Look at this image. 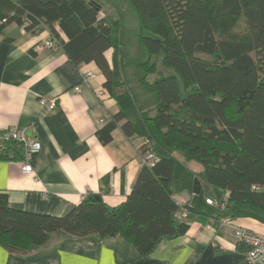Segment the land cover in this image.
<instances>
[{"label":"trees","instance_id":"1","mask_svg":"<svg viewBox=\"0 0 264 264\" xmlns=\"http://www.w3.org/2000/svg\"><path fill=\"white\" fill-rule=\"evenodd\" d=\"M128 1L147 55L139 85L151 86L158 99L146 118L158 141L151 145L156 158L142 162L131 192L114 206L90 193L56 216L15 209L0 191V245L11 252L27 255L50 233L64 231L119 236L149 255L161 240L185 234L188 225L174 219L180 207L171 187L172 151L185 163L199 162L206 182L227 193L223 216L231 208L264 211V0ZM104 9L101 0H0V30L14 22L29 31L47 29L74 64L96 62L107 77L104 94L113 95L125 83L113 78L105 55L114 44ZM118 126L129 138L138 135L121 111L98 131L100 140L109 143ZM11 150L21 153L8 144L0 160L11 158ZM147 150L142 143V159Z\"/></svg>","mask_w":264,"mask_h":264},{"label":"crops","instance_id":"2","mask_svg":"<svg viewBox=\"0 0 264 264\" xmlns=\"http://www.w3.org/2000/svg\"><path fill=\"white\" fill-rule=\"evenodd\" d=\"M47 39H51L47 29L29 31L15 22L0 30V131L25 129L42 144L30 158L31 172L22 169L19 152L11 150V158L0 160V191L7 193L15 209L56 216L69 213L90 193L118 205L131 192L142 166L140 146L147 137L140 132V118H147L155 106L143 104L142 73L131 77L126 68L123 71L114 45L105 55L113 78L125 82L124 89L99 96V91L105 93L107 77L97 63L76 65L62 49L42 47ZM89 72L91 77L83 83ZM79 84L82 91L77 93L74 88ZM52 97L57 106L45 112L41 99ZM121 111L133 121L138 135L129 138L118 126L112 140L103 143L98 131ZM193 188L186 183L175 188L178 192L172 189L180 207L175 222L187 224V232L161 240L149 255H141L119 236L73 237L55 231L27 255L0 245V264H249L234 226L264 235V211L231 208L233 225L212 226L211 218L224 213L208 205L206 198L218 199L225 193L212 188L214 195H205L191 209Z\"/></svg>","mask_w":264,"mask_h":264},{"label":"rangeland","instance_id":"3","mask_svg":"<svg viewBox=\"0 0 264 264\" xmlns=\"http://www.w3.org/2000/svg\"><path fill=\"white\" fill-rule=\"evenodd\" d=\"M101 1L104 3L105 9L111 17L113 26L112 40H114V45L119 50L123 71L124 68H126L127 74L131 77H135V73H142L141 70H138L139 64L147 59L145 49L140 42V21L136 10L128 0ZM170 72H172V70H170ZM142 92V101L145 106L150 108L158 103L157 95L151 86L145 85V87L142 88ZM140 120L142 125L139 127L143 130L140 132L146 137L151 138L150 140H152L153 143L158 142L151 128L146 125V115H143V118H140ZM172 152L173 156L176 157L174 180L171 186L174 192H178L175 191L176 187L182 188L186 183L194 187L195 180L198 179L201 185H203L198 203L204 201L205 195H214L212 187L205 180L202 165L195 160L185 163L181 160V154L179 152ZM145 159L146 156L142 159V162L149 163V161Z\"/></svg>","mask_w":264,"mask_h":264},{"label":"built area","instance_id":"4","mask_svg":"<svg viewBox=\"0 0 264 264\" xmlns=\"http://www.w3.org/2000/svg\"><path fill=\"white\" fill-rule=\"evenodd\" d=\"M42 47L52 50L58 48L55 41L52 39L45 40ZM91 75V72L84 75L83 83L87 82ZM74 90L75 92L80 93L82 91V85L79 84L75 86ZM98 94L99 96H102L104 93L103 91H99ZM41 105L43 106V110L45 112H49L56 108L57 101L53 97L42 98ZM101 122H105V119H102ZM151 142L152 141L149 138H145L143 141L144 144L148 145L149 150H147L145 154V160L149 161V163L156 158V154L151 148ZM8 144H14L21 151L23 157L22 160H20L21 167L24 171L31 172L33 167L29 161L33 154L41 150V141L29 136L25 129H5L0 131V152H3V149ZM206 203L224 211L228 203V195L227 193L223 194L218 199L206 198ZM215 224L219 227L233 225L232 219L228 215L212 217L211 225L213 226ZM234 234L238 242L247 246L245 256L249 264H264V235L241 226H234Z\"/></svg>","mask_w":264,"mask_h":264},{"label":"water","instance_id":"5","mask_svg":"<svg viewBox=\"0 0 264 264\" xmlns=\"http://www.w3.org/2000/svg\"><path fill=\"white\" fill-rule=\"evenodd\" d=\"M202 185L198 179L195 180V185L193 188V205H195L198 201L199 194L201 193ZM99 199V196L97 197Z\"/></svg>","mask_w":264,"mask_h":264}]
</instances>
